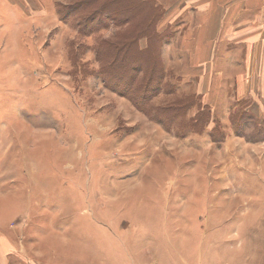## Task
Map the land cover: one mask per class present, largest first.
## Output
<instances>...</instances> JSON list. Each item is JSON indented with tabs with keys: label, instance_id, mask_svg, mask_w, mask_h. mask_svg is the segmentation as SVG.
<instances>
[{
	"label": "rangeland",
	"instance_id": "obj_1",
	"mask_svg": "<svg viewBox=\"0 0 264 264\" xmlns=\"http://www.w3.org/2000/svg\"><path fill=\"white\" fill-rule=\"evenodd\" d=\"M238 1L236 66L187 68L157 0H0V264H264V0Z\"/></svg>",
	"mask_w": 264,
	"mask_h": 264
},
{
	"label": "crops",
	"instance_id": "obj_2",
	"mask_svg": "<svg viewBox=\"0 0 264 264\" xmlns=\"http://www.w3.org/2000/svg\"><path fill=\"white\" fill-rule=\"evenodd\" d=\"M157 2L170 9L167 21L171 27L179 29V35H176L178 38L165 47L167 54L178 56L188 53V58H182L185 59L184 64L186 62L187 68L211 67L220 59H229L230 68L236 66L238 42H234L233 47L231 46L233 39L221 44L222 41L215 32L235 27L238 19V0H157ZM249 10L253 11V8ZM175 21H178V24ZM197 27L199 28L197 31L184 32L185 28L189 30ZM220 46H223L224 52ZM234 47L235 52L231 55L229 50ZM228 51L230 55L227 54ZM187 73L190 74L187 70L183 72Z\"/></svg>",
	"mask_w": 264,
	"mask_h": 264
},
{
	"label": "trees",
	"instance_id": "obj_3",
	"mask_svg": "<svg viewBox=\"0 0 264 264\" xmlns=\"http://www.w3.org/2000/svg\"><path fill=\"white\" fill-rule=\"evenodd\" d=\"M72 6L71 7H69V9L70 8H73V10H71V11H73V13H75L76 14V12H78L79 10H80V6L81 5H83L81 2H75V3H73V4H71ZM78 23V22H77ZM113 65V64H112ZM140 66V65H139ZM123 71V70H122ZM121 74V72L119 71V72H116V75H113V79H115V78H118L119 77V75ZM121 78V77H120Z\"/></svg>",
	"mask_w": 264,
	"mask_h": 264
}]
</instances>
